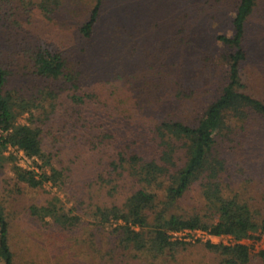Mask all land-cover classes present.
Returning <instances> with one entry per match:
<instances>
[{"label":"trees","instance_id":"16d2710c","mask_svg":"<svg viewBox=\"0 0 264 264\" xmlns=\"http://www.w3.org/2000/svg\"><path fill=\"white\" fill-rule=\"evenodd\" d=\"M8 2L0 0V8ZM56 2L37 0V5L49 15ZM102 2L95 1L90 16L79 26L80 34L85 38H91L94 33ZM256 2L238 0L230 19L232 32L214 36L224 47L218 55L204 51L197 55L189 53L187 49L194 42L187 27L182 24L172 29V43L162 54L169 60H161V69L159 67L156 73L148 71L144 74L149 86L142 88H149L151 95L140 103L130 104L131 107L138 106L136 119L133 118L134 110L127 114L131 121L126 115H114L115 110H122L119 104L123 97H118L119 104L111 105L104 100L102 106H92L91 93L80 94L75 90L83 73L80 66L83 61L70 59L60 40L39 43L34 38L26 39L23 44L20 41L11 43L8 29L19 24L13 18L11 8H5L0 12V28H6L4 37L9 47L5 52L0 48V169L9 167L16 186L39 187L51 182L69 199L66 183H73L70 178L73 167L67 161L70 156L65 159L61 155L64 147H55V143L68 138L78 142L81 139L93 150L104 153L96 171H100L101 180L109 183H105L111 187L109 190L120 197L118 202L90 208L87 216H92L93 222L103 230L114 234L120 248L133 251L135 257L176 259L186 249L188 241L173 237L172 232L202 228L211 235L229 234L235 240L231 244L205 241L204 244L219 256L218 264H252L256 260L264 264V249L252 254L248 244L241 242L254 232L264 235V206L245 197L243 189L230 188L223 181L224 173L229 177L232 175L228 173V157L218 147V138L223 141L226 151L243 145L242 135H249L256 127L264 134V123L260 120L264 118V57L257 71L246 72L245 69L250 60L245 46L246 26ZM134 26L135 36L131 35L132 38L127 40L128 45L133 43L134 50L120 53L121 60L139 51L141 44L136 35L144 28L136 23ZM100 46L94 44L92 50L102 49ZM170 47L177 51L174 58L167 51ZM16 53H20L23 60L21 75L33 82L35 91L30 89L23 94L19 89L9 87L15 75L11 66ZM101 56L107 58L111 54L101 53ZM218 65L225 66V80L219 94L198 116L192 120L186 118L187 114L182 111L197 90L193 79L209 76ZM176 66L179 70L174 68ZM187 66L192 68L188 76L185 73ZM116 77L119 80L112 87L120 88L123 78L120 74ZM166 77L178 84L173 92L167 91L166 85L163 87ZM256 79L258 82L254 83ZM68 86L74 90L69 95L73 129L65 134L69 118L59 111L65 110L59 96ZM185 86L191 92L187 96L182 92ZM180 112L183 115L177 117ZM228 120H235L237 124L229 125ZM8 147L39 159L40 163L35 162L38 170L17 164V156L10 151L6 153ZM236 167L240 174L243 173L240 165L236 164ZM196 181L209 213L169 212L175 201ZM54 197L57 199L58 196ZM75 208L50 200L44 205H31L29 210L37 220L48 222L51 219L66 228L81 223L82 216L74 211ZM8 231V221L0 208V261L18 264L8 241Z\"/></svg>","mask_w":264,"mask_h":264},{"label":"rangeland","instance_id":"374dc122","mask_svg":"<svg viewBox=\"0 0 264 264\" xmlns=\"http://www.w3.org/2000/svg\"><path fill=\"white\" fill-rule=\"evenodd\" d=\"M95 1L57 0L51 13L46 15L38 7L37 0H9L0 8V12L5 8H11L13 18L19 24L8 29L11 43L20 41L23 44L26 39L34 38L39 43L54 40L63 42L62 48H65L70 59L79 58L83 61L80 65L83 73L75 90L80 94L91 93L92 106L95 104L102 106L104 100L111 105L119 104L118 97H123L122 104H119L122 110L120 112L115 110L114 115L120 117L126 115L130 121L132 119L127 115L130 114L129 110H134V119L138 115L135 111L138 106L131 107L130 104H134L135 101L140 103L148 94L151 95L149 88L148 90L142 88L149 86L148 83L146 84L144 74L148 71L156 73L159 67L161 69L160 61L169 60L162 54L163 49L172 43V34H170L172 29L182 24L187 27L194 42L192 47L187 49L189 53L195 52L193 55H197L199 51H204L218 55L224 47L214 36L232 32L230 19L238 2V0H103L94 33L91 38H85L80 34L79 26L90 16ZM135 23L144 28L143 32L139 31L136 35L140 39L138 44H141L139 51L121 60L120 53L134 50L133 43L128 45L127 40L135 36L133 34ZM5 32L6 28L1 27L0 48L4 52L9 47V44L5 43ZM94 44L101 45L102 49L92 50ZM121 45H123L122 50H119ZM245 46L250 56L246 64V72L257 71L264 57V0H257L248 18ZM167 51L169 55L177 56L174 54L177 51L172 47ZM107 52L111 57L101 56V53ZM92 57L95 61L94 59L92 61ZM22 64L21 54L16 53L11 66L15 75L9 87L17 88L21 93L27 94L30 89L35 91L36 86L34 87L32 81L21 75ZM187 67L186 76L192 71V68ZM224 67L218 65L209 76L193 79L198 92L197 90L193 92L186 108L182 111L183 114H187L186 118L192 120L198 116L203 107L219 94L225 80ZM174 68L179 70L178 66ZM117 74L123 78L120 88L112 87L119 80ZM163 80H165L163 87L166 85L167 91L173 92L178 85L175 80H169V77ZM257 82L256 79L254 83ZM73 91L70 86L64 87L59 96L62 101L61 106L65 108L59 111L64 112L69 118L65 134L71 133L73 129L71 123L73 112L70 110L72 102L69 98ZM182 92L184 96L191 93L188 86L183 87ZM160 94L166 95L164 92L163 95ZM87 110L89 112V108ZM182 112L178 113L177 117L182 116ZM260 120L264 123V118ZM227 124L237 123L235 120H228ZM260 131V127H256V130H252L249 135H242L243 145L227 151L221 138L218 136L217 138L219 149L224 150L225 156L228 157L226 164H229L228 173L232 175L229 177L224 173L223 181L228 183L230 188L243 189L245 197L253 202L259 201L264 206V134ZM44 139L46 141L47 137L45 136ZM60 145L64 147L61 155L65 159L70 156L67 161L73 167L70 176L73 183L70 181L66 183L71 196L69 199L64 191L51 182L39 187L22 184L16 186L9 167L0 169V208L9 224L8 241L18 264H218L219 256L204 244L205 241L209 239L214 243L225 244L235 242L233 238L227 236H210L202 228L186 229L173 233L175 237L188 241L186 249L178 254L176 259H151L141 255L135 257L133 251L118 246L114 234L96 225L92 216H87L90 208L120 201V197L113 194L114 192L109 190L111 187L105 184L109 183L101 180L100 171H96L101 165L98 162L105 157L104 153L93 150L81 139L78 142L68 138L55 143V147ZM8 151L17 156V164L38 170L35 162L41 161L36 157L25 156L21 150L12 147H8L6 153ZM236 164L243 168V173L240 174V171L236 170L238 168ZM54 196H58L57 199ZM50 200L66 207L76 206L74 211L82 216L81 223L76 227L65 228L51 219L44 222L30 214L31 205H44ZM171 211L181 214L209 213L198 181L175 201L169 208V212ZM241 242L248 244L252 254L264 249V235L258 232L241 239ZM252 264L260 263L256 260Z\"/></svg>","mask_w":264,"mask_h":264},{"label":"built area","instance_id":"2783aa9c","mask_svg":"<svg viewBox=\"0 0 264 264\" xmlns=\"http://www.w3.org/2000/svg\"><path fill=\"white\" fill-rule=\"evenodd\" d=\"M191 230V229H190ZM176 232H178V231H174V232H172V235H173V233H176ZM206 233H207V231H206ZM208 235H210L211 236V234H209V233H207ZM213 236H227V237H229V238H233L231 235H229V234H221V235H213ZM173 237H175L174 235H173ZM234 239V238H233ZM235 241V240H234Z\"/></svg>","mask_w":264,"mask_h":264}]
</instances>
